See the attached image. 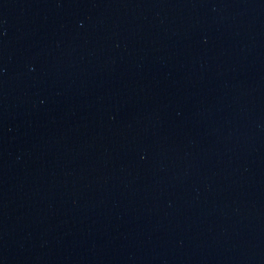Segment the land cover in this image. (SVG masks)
<instances>
[{
  "label": "water",
  "instance_id": "1",
  "mask_svg": "<svg viewBox=\"0 0 264 264\" xmlns=\"http://www.w3.org/2000/svg\"><path fill=\"white\" fill-rule=\"evenodd\" d=\"M0 264H264V0H0Z\"/></svg>",
  "mask_w": 264,
  "mask_h": 264
}]
</instances>
